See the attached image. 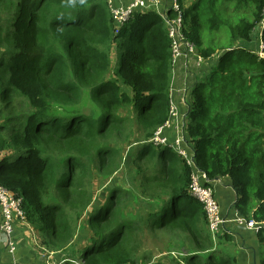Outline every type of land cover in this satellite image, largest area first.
<instances>
[{
	"label": "trees",
	"instance_id": "1",
	"mask_svg": "<svg viewBox=\"0 0 264 264\" xmlns=\"http://www.w3.org/2000/svg\"><path fill=\"white\" fill-rule=\"evenodd\" d=\"M179 2L196 53L215 57L190 92L186 141L197 169L210 181L227 177L235 211L259 222L264 264V58L237 45L251 40L264 0ZM224 26L226 44L206 40ZM115 30L106 0H0V184L21 198L49 251L68 247L83 222L85 264H148L164 238L189 247L173 264H231L203 256L213 243L189 192L191 168L147 142L169 117L167 28L146 12ZM131 142L124 167L138 189L115 186L96 204L92 180L112 178ZM139 197L151 201L133 214Z\"/></svg>",
	"mask_w": 264,
	"mask_h": 264
},
{
	"label": "built area",
	"instance_id": "2",
	"mask_svg": "<svg viewBox=\"0 0 264 264\" xmlns=\"http://www.w3.org/2000/svg\"><path fill=\"white\" fill-rule=\"evenodd\" d=\"M109 7L111 18L116 25V30L118 31L123 25H125L129 19L135 14H143L146 12H155L158 14L163 23L166 25L168 37L171 42L172 58L171 62L173 66L177 64L178 60L186 55L192 56L196 65L208 66L210 65L214 58L204 59L196 53L194 44L187 38L184 33V22H183V10L179 0H130L124 4L118 5L115 0H106ZM258 29V48L252 52L258 57L264 58V42L262 40V34L264 31V13L263 17L257 24ZM210 61V63H209ZM207 72V70H205ZM171 94V89H170ZM189 100L186 101V106L188 107ZM169 117L164 122L163 125L158 127L152 136L147 140V142L153 144L154 146H168L175 151V153L183 158L186 164L191 168V182L189 186V192L202 204L207 228L209 232L210 239L215 245L222 232L225 223L229 220L222 215L219 203L215 197L212 181H210L205 173L201 172L194 164V151L189 146L184 137V126L177 125L178 118H185L186 112H180L172 99L169 101ZM185 121V119H184ZM186 123V121H185ZM174 127L176 131V136L174 137L171 144L168 143V138L165 135V130ZM1 156V154H0ZM2 160L0 157V164ZM0 215L1 223L0 229L5 234L6 249L8 252L14 254L15 243L11 239V232L13 230V221L18 219L22 222L27 223L24 217L23 210L21 208V198L13 195L6 187L0 184ZM239 227L253 230L255 232L259 229V222L254 219H247L238 213L233 219ZM214 247V246H213ZM212 247V248H213ZM45 264H64L65 261L71 262V264H85L84 260L65 258L56 261L52 258L53 252L42 247ZM172 255H175L172 252ZM182 255V254H180ZM182 263V262H181ZM184 264V263H183Z\"/></svg>",
	"mask_w": 264,
	"mask_h": 264
},
{
	"label": "crops",
	"instance_id": "3",
	"mask_svg": "<svg viewBox=\"0 0 264 264\" xmlns=\"http://www.w3.org/2000/svg\"><path fill=\"white\" fill-rule=\"evenodd\" d=\"M128 1L130 0H115V3L121 5ZM254 39L258 43V34ZM205 73L206 71L203 69V66L196 65L194 58L189 55L181 57L177 64L174 65V72L170 79V89L174 98L173 102L181 113L185 112L187 108L186 101L190 98L188 95L189 92L192 90L194 84L202 78V74ZM184 119L182 117L178 118L177 125L182 126ZM165 135L168 138V143L171 144L176 136L175 128L171 127L166 129ZM185 136L186 134L184 132ZM211 186L219 203L222 215L229 219L225 223L217 243L213 245L212 251H220L222 255L234 257L235 264H261L263 257L260 251L261 245L257 232L241 228L233 221L237 214L233 208L236 192L230 186L228 178H217L212 181ZM152 209L158 210V207L155 206ZM82 224L81 228V225H79L81 230H77V235L75 234L74 238H71V244L68 247L53 251L52 258L55 262L65 258H78L81 249L87 245L89 237L91 236L85 224ZM35 228L30 222L25 223L18 219L13 221L11 239L15 243V250L12 255L6 249L7 238L0 229V264H45L42 247H45L47 250L48 247L43 242L41 236L36 233Z\"/></svg>",
	"mask_w": 264,
	"mask_h": 264
},
{
	"label": "rangeland",
	"instance_id": "4",
	"mask_svg": "<svg viewBox=\"0 0 264 264\" xmlns=\"http://www.w3.org/2000/svg\"><path fill=\"white\" fill-rule=\"evenodd\" d=\"M168 1L171 2V0H168ZM229 34H230V32H229V27L228 26L219 27V29L215 30L214 32L209 31L207 33V35L205 36L207 39L206 38L205 39L207 41L209 40V42H211V43H215V44H218V45L226 44L228 42V39H229ZM257 34H258V29H257V27H255V29L253 30V32L251 34V40L242 41L241 42L242 44H239V42H238L237 45H243L246 48L250 49L251 51L257 49L258 45L256 43V40L254 39V38H256ZM209 63H210V61H209ZM190 92L188 94L189 96H190ZM189 96H188V98H189ZM170 99H172V100L174 99L172 94H170ZM120 114H122L124 116L130 114L132 116V112H131V110L129 108H122L121 111H120ZM185 124L186 123L184 121L183 122V126H185ZM136 144L137 143H132L131 142L122 150L123 157H122L121 169H119L112 178H110L108 181H103L101 178L94 177V179L92 180V191L95 194V200H96L95 203H100V201H103V199L105 197H107L109 190L112 189L115 186H120V187H123V188H126V189H131V187H133L134 190L138 189L137 185L139 183V180L137 179V174L135 175V178H134L133 181L129 180V174L127 175L126 167H124L125 158L127 156L131 155V152L134 151V149L136 147ZM11 161H13V159ZM4 163L5 162H3L1 164L0 170L2 169V165ZM8 165H10L9 162H8ZM137 199L139 201L134 200V201H132L129 204V208L128 209L133 214L141 212L142 208L147 206L146 202L148 203V202L151 201L149 199L140 198V197L137 198ZM151 207H149V209H151ZM82 223L83 222H81L79 225H81ZM79 225L76 227V229L74 231L75 233L73 232L71 238H74V235L76 234L77 230H81L80 228L82 227L83 224L80 226V228H79ZM157 244H158L157 248H159V250L153 251L154 256H153V258L151 257L152 259H151V261L148 264H154L157 261H159L161 263H164V264H173L174 260L175 261L181 260L182 257L180 256V254L186 253L187 249L189 248L186 245V242H185L184 245L181 244L179 246L180 248L168 247L167 246V240H165V238L162 241L158 242ZM152 250H154L153 247H152ZM172 252L175 255H172ZM209 254H211L210 256H213V258H215L217 260L231 259L232 260L231 264H235V258L234 257L222 255L220 253V251H212V253L205 252L203 254V256L205 258H207L209 256ZM74 259H79V257L78 258H74Z\"/></svg>",
	"mask_w": 264,
	"mask_h": 264
},
{
	"label": "clouds",
	"instance_id": "5",
	"mask_svg": "<svg viewBox=\"0 0 264 264\" xmlns=\"http://www.w3.org/2000/svg\"><path fill=\"white\" fill-rule=\"evenodd\" d=\"M166 26V25H165ZM1 164H2V162H1ZM1 164H0V166H1Z\"/></svg>",
	"mask_w": 264,
	"mask_h": 264
}]
</instances>
